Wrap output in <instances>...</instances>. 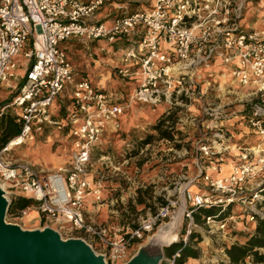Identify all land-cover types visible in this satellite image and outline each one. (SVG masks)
Instances as JSON below:
<instances>
[{
    "label": "built area",
    "instance_id": "1",
    "mask_svg": "<svg viewBox=\"0 0 264 264\" xmlns=\"http://www.w3.org/2000/svg\"><path fill=\"white\" fill-rule=\"evenodd\" d=\"M142 1L144 9L106 23L98 18L106 0H0V89L16 91L12 104L21 123L20 132L0 149V183L7 195L14 188L35 200L47 219L69 222L99 241L102 249L97 252L105 255L108 264H124L136 241L182 217L188 221L186 243L193 227H199L193 216L195 207L217 211L203 215L200 225L207 236L217 239L222 233L237 235L242 225L264 218L260 191L264 185V32L243 28L241 0ZM138 28L144 30L140 40L132 37ZM123 37H130V43L122 51L118 73L139 83L126 103H114L90 79L75 78L63 44ZM163 40L171 51L165 50ZM214 62L228 65L234 81L255 97L231 113L226 106L211 108L204 122L206 135L211 136L205 135L199 150L210 159L208 168L216 169L215 162L224 161L234 147L239 150L230 172L220 176L200 171L194 178L200 177L198 189L176 186L177 197L168 198L133 228L110 230L89 222L87 197L92 195L100 203L104 189L102 179L91 175L92 156L108 126L118 129L119 118L136 101L157 105L163 100L172 102L174 94L200 97L201 91L194 80L185 78V72L195 74L199 67ZM68 89V104L60 105L59 98ZM230 123H245L258 137L256 146L228 144L231 136L225 129ZM65 127L73 143L71 161L56 171L46 173L32 162L8 157L13 147L34 140L36 134ZM217 250L228 258L224 248ZM177 256L179 252L167 258V263L176 264Z\"/></svg>",
    "mask_w": 264,
    "mask_h": 264
},
{
    "label": "rangeland",
    "instance_id": "2",
    "mask_svg": "<svg viewBox=\"0 0 264 264\" xmlns=\"http://www.w3.org/2000/svg\"><path fill=\"white\" fill-rule=\"evenodd\" d=\"M241 2L243 3V28L264 32V0H241ZM71 45L72 49H68V53L76 76H87L93 82L101 79L110 80L107 89L120 92L124 99H128L131 90L126 85V79L114 72V55L112 53L101 49L97 50L95 44L79 40H70L64 44L68 47ZM19 71L23 73V69ZM226 81H210V88L201 95L199 101L187 99L190 101L187 104L191 103V105H176L174 106L176 108L170 109L173 116L171 124H173L175 133L174 139L161 138L158 132L153 129L161 109L157 106L134 104L129 112L119 120L122 129L114 137L104 140L101 144V148L105 152L107 151L105 157L102 156L101 149L94 151L91 175L94 178H101L103 181L102 201L109 204V209L112 210L111 214L114 215L108 221V224L114 227L113 230L124 231L127 227L137 226L148 212H155L168 198L178 196L176 186H190L194 190L198 189L201 185V182L198 181L200 177L197 181H194V178L200 171L207 170L215 175V172L221 170L223 164L227 162L233 164L237 160L239 150L234 147L231 151L229 149L230 153L228 152L224 161L215 162L216 169L208 168L207 164L210 159L199 150L201 141L206 136H211V133L206 135L204 128L205 120L210 118L208 111L211 108L226 106L227 111L231 113V111L240 108L242 103L245 104L251 99H255L254 96L248 94L249 90L235 82L229 73L226 74ZM187 82L186 85L190 83ZM15 94V90L3 86L0 89V104L4 103L3 109L11 110L17 115L18 109L12 104ZM245 107L247 108L248 105ZM227 128L228 130L225 129V132L231 136L228 144L232 146L238 143L250 148L258 143V137L248 131L245 123H230ZM216 130L220 129L216 128ZM216 130L212 133H215ZM148 135H153V140L148 144H142ZM69 153L70 142L67 136L55 128H49L36 134L34 140L13 147L8 153V157L13 160L32 162L46 173H50L56 171L60 166H65L62 164L69 159ZM8 190L10 192L8 198L11 201L17 196L26 197L14 188ZM25 210H27V214H23L22 211L16 216L8 214L7 220L19 223L24 228L51 226L58 229L65 238L81 237L78 235H82L87 238L96 251L99 250V245L93 238H88L85 233L73 228L69 222L47 219L39 210L37 203ZM33 211H36L39 217L37 221L30 222L28 216ZM198 224L199 227L196 229L193 227V231L199 232L203 236V241L200 243L203 254L200 260L193 261L196 262L194 264H223L221 251L217 250L216 245L218 242L230 243L231 233H222L219 239L209 237L206 230L200 227L201 223ZM171 225L173 223L160 225L149 237L136 241L132 246L131 254H134L140 245L146 243L153 234L159 230L165 232ZM187 225L186 217H182L179 223H176L174 230L176 240L174 242L184 240L183 231L187 229ZM164 260L168 262L167 258ZM187 263L189 264V262Z\"/></svg>",
    "mask_w": 264,
    "mask_h": 264
},
{
    "label": "crops",
    "instance_id": "3",
    "mask_svg": "<svg viewBox=\"0 0 264 264\" xmlns=\"http://www.w3.org/2000/svg\"><path fill=\"white\" fill-rule=\"evenodd\" d=\"M119 5H121L122 7L120 8ZM145 7H146V5L143 3L142 0H106L105 5L98 12V18L100 21L110 23L117 16L124 15V14H130V13H133L135 11L144 9ZM241 23H242V19H241ZM143 34H144V30L142 28H138L137 32L132 37L136 40H140L143 37ZM67 42H69V41H67ZM87 43L95 44L94 46H95V49H97V50L101 49L102 51H107L109 53H112L114 55V57H113L114 58L113 59L114 72L116 74H118L119 76H121L118 73V67H120L122 65V62H121L122 51L130 43V37L117 38L115 40L114 39L113 40L100 39V40L90 41ZM64 44H63V46H64ZM163 46L167 52L172 50V47L169 45L167 40H163ZM64 47H65L67 53H68V49L69 50L72 49V45H71V47H68V46H64ZM68 56H69V53H68ZM69 58H70V56H69ZM70 60H71V58H70ZM133 65H134V67H136L137 63L135 64V62H133ZM74 70H75V68H74ZM185 73H186V76H185L186 79L194 80L195 83H198V84H195V86L203 94V93L207 92V90L210 88L209 87L210 81L227 82L226 81V74H228V73L230 74V71H229L228 65L214 62L209 66L199 67L195 74H192L190 72L189 73L185 72ZM75 78L77 80H79L81 78H88V77L83 76V75L78 77V76H76V71H75ZM88 79H90V78H88ZM125 79L127 81L126 82L127 87H129V89L131 90L130 94L128 95V99H129V97L133 94V92H135V90L138 88L139 82H138V79H134V78H125ZM109 81L110 80H102L101 79V80H98L96 82H93V81L92 82L97 87L103 89L109 95V97L111 98V100L114 103H126L128 101V99L127 100L124 99V96L122 93L109 91L107 89V85H108ZM69 98H70V90L68 89L65 93L62 94L61 98H59L60 105L68 104ZM200 98H201V96L200 97H194V98H188L185 95H179L178 96L177 94H174L172 102L163 100L161 103H159L157 105H150L147 103L136 101L133 104H131V106L128 107V109L125 111L124 114L129 112V110L131 109V107L134 104L135 105L136 104H143V105H149V106H157L159 109H161V113L159 114L158 117H160L162 114L172 115L171 114L172 111L170 109H173L174 106H176V105H191V103L187 104V102L189 101V100L187 101V99H190V101H191V99H193L195 101H199ZM185 99H186V101H185ZM174 108H176V107H174ZM61 110H64V109L62 108ZM61 113L63 114L64 112L62 111ZM120 118H119V120H120ZM55 129H57L59 132H63L67 136V138L69 139V142H70L69 159L62 164V165H67L71 161V154L73 151V143H72V138L70 137V134H69V128L65 127L62 129H58V128H55ZM121 129H122L121 125L118 129H116L113 124H110L108 126V129L105 131V133L103 135L101 144L103 143L104 140H109L110 138L114 137V135L116 133H118ZM247 142H248V140H247ZM101 144H99L94 149V151L96 149L97 150L101 149L100 150V151H102L101 154L103 157H105V153L107 151L105 152V150H103L101 148ZM94 151H93V154H94ZM92 159H93V156H92ZM231 165L232 164H230L228 162L223 164V166L221 167V170L215 172V175H220V176L227 175L230 172ZM112 203H113V200H112ZM90 213L92 215H89ZM111 213H112V210L109 209L108 203L103 202V201L99 203V202L94 200L92 195H88L87 202H86L85 214H86V219L89 222H91L93 224H100V225L106 226L110 230H113L114 227H112L108 224L109 219L114 217V215H112ZM38 217H39V214H37L36 211H33L28 216V218L30 219V222L31 221H37ZM254 226H255V223L244 224L241 226V229L239 231H246L245 229L250 230V229H253ZM27 228H33V227H27ZM95 241L99 245V249H102L101 243L97 240H95ZM242 241H244V238L240 237L237 234V235L231 236V242L230 243L242 242ZM227 244H229V243H227ZM134 254H132L131 257ZM200 258L201 257L190 258L187 262H189V264H194L196 262H193V261H198V260H200ZM221 260L226 261V263L228 264V258H224L223 253H221ZM187 262L185 264H188Z\"/></svg>",
    "mask_w": 264,
    "mask_h": 264
},
{
    "label": "water",
    "instance_id": "4",
    "mask_svg": "<svg viewBox=\"0 0 264 264\" xmlns=\"http://www.w3.org/2000/svg\"><path fill=\"white\" fill-rule=\"evenodd\" d=\"M11 202L0 183V264H108L82 237L65 238L51 226L24 228L8 221ZM162 237V230L153 234L124 264H161L165 247L175 241Z\"/></svg>",
    "mask_w": 264,
    "mask_h": 264
},
{
    "label": "trees",
    "instance_id": "5",
    "mask_svg": "<svg viewBox=\"0 0 264 264\" xmlns=\"http://www.w3.org/2000/svg\"><path fill=\"white\" fill-rule=\"evenodd\" d=\"M0 104V149H2L11 138L16 136L21 130V123L18 116L5 110ZM3 110H2V109ZM172 115L162 114L157 122L153 125V129L158 132L159 137L166 139H174V130L171 120ZM153 135H148L144 138L142 144H148L153 140ZM260 191L264 194V185L260 187ZM164 203V202H163ZM36 205V201L24 196L15 197L10 205L8 214L19 215V213L30 206ZM213 208H198L193 209V216L196 223L203 222V215L216 213ZM240 237L244 238L242 242L221 243L218 242L217 247L224 248L228 255V264H264V218H257L253 229L247 231H237ZM186 234V230L183 231ZM82 236V235H78ZM203 241V236L196 231L189 234L188 241H176L165 247V258H171L175 253L179 252L176 257V264H185L190 258H199L203 254L200 243ZM161 264H168L165 260Z\"/></svg>",
    "mask_w": 264,
    "mask_h": 264
},
{
    "label": "bare ground",
    "instance_id": "6",
    "mask_svg": "<svg viewBox=\"0 0 264 264\" xmlns=\"http://www.w3.org/2000/svg\"><path fill=\"white\" fill-rule=\"evenodd\" d=\"M179 223V222H178ZM175 224L171 225V227L166 230L165 232H163V237L161 238V240H165V241H172V240H176V234L174 233L175 230Z\"/></svg>",
    "mask_w": 264,
    "mask_h": 264
}]
</instances>
